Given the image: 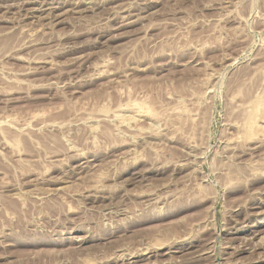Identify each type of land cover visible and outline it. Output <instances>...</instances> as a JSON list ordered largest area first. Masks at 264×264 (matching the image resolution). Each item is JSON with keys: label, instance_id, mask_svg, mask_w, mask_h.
Instances as JSON below:
<instances>
[{"label": "rangeland", "instance_id": "rangeland-1", "mask_svg": "<svg viewBox=\"0 0 264 264\" xmlns=\"http://www.w3.org/2000/svg\"><path fill=\"white\" fill-rule=\"evenodd\" d=\"M0 264H264V0H0Z\"/></svg>", "mask_w": 264, "mask_h": 264}, {"label": "bare ground", "instance_id": "bare-ground-1", "mask_svg": "<svg viewBox=\"0 0 264 264\" xmlns=\"http://www.w3.org/2000/svg\"><path fill=\"white\" fill-rule=\"evenodd\" d=\"M12 1H21V3L23 4V0H12ZM9 2H10V1H9ZM7 4H8V3H7ZM8 7H9V6H8ZM11 7H12V6H10V8H11ZM10 8H9L8 10H10ZM5 11H6V10H5ZM31 11H32V10H31ZM7 12H9V11H7ZM46 24H47V23H46ZM128 109H129V108H128ZM128 109L125 108V110H128ZM134 109H136V108H134ZM129 110L131 111L132 108H130ZM138 112H140V114H141L140 116L144 117V112H143L142 110H140V108H139ZM148 115H149V114H148ZM118 116H119V115H118ZM151 116H152V115H151ZM123 117H124V116H123ZM127 117H128V116H127ZM127 117H126V118H127ZM152 117H154V116H152ZM116 118H117V117H116ZM116 118H115V119H116ZM121 118H122V117H121ZM121 120H122V119H120V122H121ZM122 121H124V120H122ZM122 124H123V123H122Z\"/></svg>", "mask_w": 264, "mask_h": 264}]
</instances>
